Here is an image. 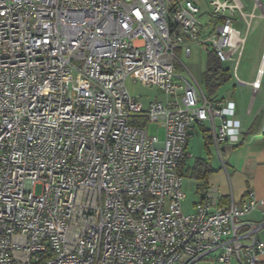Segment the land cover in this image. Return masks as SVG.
Masks as SVG:
<instances>
[{
	"label": "built area",
	"instance_id": "2783aa9c",
	"mask_svg": "<svg viewBox=\"0 0 264 264\" xmlns=\"http://www.w3.org/2000/svg\"><path fill=\"white\" fill-rule=\"evenodd\" d=\"M212 5L208 25L192 0H0V264H264V198L210 186L183 209L197 126L222 162L242 134L180 59L205 48L236 76L241 8ZM263 73L264 53L254 90Z\"/></svg>",
	"mask_w": 264,
	"mask_h": 264
},
{
	"label": "crops",
	"instance_id": "0c3cea01",
	"mask_svg": "<svg viewBox=\"0 0 264 264\" xmlns=\"http://www.w3.org/2000/svg\"><path fill=\"white\" fill-rule=\"evenodd\" d=\"M242 10L245 6L240 0H235ZM248 11L243 18L246 24V31L240 34L245 38V45L236 76L228 82L230 86L224 93L218 95L217 99L228 98L236 106V119L241 130V137L237 144H225L223 146V162L217 155L216 161L209 162L212 169L211 174L205 180V187L200 189L204 181H200L199 200L207 187H217L221 192V203L230 204L232 201L242 202L248 198L251 191L257 198H264V73L261 76V86L254 90L252 83L258 76V70L262 65V55L264 53V0L252 1L248 4ZM249 52L246 54V49ZM231 64H229L230 66ZM233 73V72H232ZM223 89V88H222ZM164 133V132H163ZM202 136L204 145L206 143L205 129L197 126L194 135ZM193 135V137H194ZM190 139V141L193 139ZM188 144V150L190 142ZM213 147V146H212ZM182 164L183 176H188V170L193 166L194 154ZM215 160V159H214ZM195 201L194 203H196ZM263 208L253 212L249 219L256 222L264 219ZM264 241V240H263Z\"/></svg>",
	"mask_w": 264,
	"mask_h": 264
},
{
	"label": "rangeland",
	"instance_id": "374dc122",
	"mask_svg": "<svg viewBox=\"0 0 264 264\" xmlns=\"http://www.w3.org/2000/svg\"><path fill=\"white\" fill-rule=\"evenodd\" d=\"M192 1L195 2L201 9V15H200L201 21L210 25L212 20L211 16L213 17L215 13L214 6L212 5V0H192ZM252 1L255 2V0H240V2L245 6V8L242 10V13L244 14L247 13L248 11L247 6ZM260 1L262 2L263 0ZM232 19L234 21L235 26L244 33L246 31V24L242 17L241 11H237L234 17H232ZM249 49L250 48L246 49V54L249 52ZM209 53L210 50L208 49L194 48L190 58H187L184 55H180L181 61L188 68L190 74L200 82L202 89L206 93H207V88L205 84L202 82V77L206 69V63ZM226 65L229 66V63H227ZM178 73L181 75H189L182 66H179ZM227 84H225L222 87L223 89L222 88L220 89L219 94L224 93L226 90H228L230 86H227ZM127 86L131 94L135 96H140V100L142 101L144 107H147L149 102H151L155 98L159 100H164L165 98L164 91L156 86H146L141 82L134 83L131 80H128ZM150 132L152 134L158 133L161 139L164 137L163 130L159 129L156 124L150 125ZM190 142H191L189 145L190 153L194 154V158L192 160H195L196 158H201L206 161H210L211 159H213V161H216L214 147H212L211 145L206 147L204 145V140L202 139L200 133L199 135H194L193 139ZM201 184L202 183H200V181H195L191 179L189 176H184L183 189L186 193L187 199L183 204V209L186 213L192 211L193 203L199 199L198 188L201 186ZM36 191L39 192V188H37ZM263 221L264 219H259L254 223L258 224ZM259 236L260 239L264 240V228L260 230Z\"/></svg>",
	"mask_w": 264,
	"mask_h": 264
},
{
	"label": "trees",
	"instance_id": "16d2710c",
	"mask_svg": "<svg viewBox=\"0 0 264 264\" xmlns=\"http://www.w3.org/2000/svg\"><path fill=\"white\" fill-rule=\"evenodd\" d=\"M232 77L233 73L231 67L221 63L215 53L210 51L206 63V69L202 77V82L207 88V97L210 100H216L220 89L225 84H227L232 79ZM206 143H209L208 140H206ZM211 172L212 169L210 168L209 162L201 158H197L193 166L186 174L195 180L204 181V184L200 187V189H203L206 186L205 180L208 178Z\"/></svg>",
	"mask_w": 264,
	"mask_h": 264
}]
</instances>
